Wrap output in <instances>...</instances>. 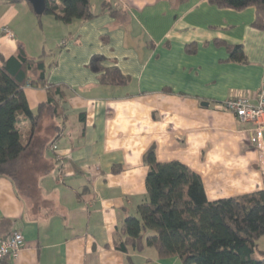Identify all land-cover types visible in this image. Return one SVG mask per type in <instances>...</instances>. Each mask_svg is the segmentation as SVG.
Wrapping results in <instances>:
<instances>
[{
	"label": "crops",
	"instance_id": "1",
	"mask_svg": "<svg viewBox=\"0 0 264 264\" xmlns=\"http://www.w3.org/2000/svg\"><path fill=\"white\" fill-rule=\"evenodd\" d=\"M89 3L93 18L83 23L47 16L50 39L27 3L0 0V56L45 53L47 81L63 94L61 115L40 120L18 183L0 176V240L13 232L24 239L18 257L0 264H180L148 247L116 250L115 231L147 200L149 150L158 163L179 162L199 175L208 201L264 189V134L260 152L248 142L250 125L221 108L235 98L254 103L264 89V31L252 28L253 8L207 0ZM32 20L41 34L35 42L19 34ZM215 40L241 45L246 62H228ZM96 56L128 83L100 85ZM24 94L32 112L47 101L40 87ZM29 129L22 120L23 139Z\"/></svg>",
	"mask_w": 264,
	"mask_h": 264
},
{
	"label": "trees",
	"instance_id": "2",
	"mask_svg": "<svg viewBox=\"0 0 264 264\" xmlns=\"http://www.w3.org/2000/svg\"><path fill=\"white\" fill-rule=\"evenodd\" d=\"M23 1L43 27L42 18L51 16L63 24L83 23L93 18L89 0H44L40 13L27 0ZM219 9L242 11L254 9L252 28L264 31V0H207ZM111 15L118 10H108ZM224 47L227 61L243 64L246 58L241 45ZM195 53L194 45L185 47ZM46 54L27 58L17 53L5 59L0 56V176L18 183V173L32 136L44 117L61 115V90L47 81L50 66ZM96 56L92 68L100 73L99 84L124 86L128 78L115 66L101 67ZM40 87L47 92V101L32 112L24 94L25 86ZM58 97V98H57ZM57 100V101H56ZM28 120L30 129L22 138L20 124ZM147 166L145 187L147 200L136 208L115 231L113 246L127 253L154 250L158 259L176 258L180 264H264L255 256L256 243L264 237V189L231 198L208 201L201 178L179 162L158 163L153 150L144 158Z\"/></svg>",
	"mask_w": 264,
	"mask_h": 264
},
{
	"label": "built area",
	"instance_id": "3",
	"mask_svg": "<svg viewBox=\"0 0 264 264\" xmlns=\"http://www.w3.org/2000/svg\"><path fill=\"white\" fill-rule=\"evenodd\" d=\"M8 38H12L8 29H3ZM25 87H30L27 84ZM222 109L229 112L234 118L243 124L250 125L248 129V142L261 152V141L264 134V89L259 91L254 103L247 98H235L225 101ZM56 150V147L53 146ZM24 239L21 233L13 232L9 236L0 240V260L4 258L16 259L23 249Z\"/></svg>",
	"mask_w": 264,
	"mask_h": 264
},
{
	"label": "rangeland",
	"instance_id": "4",
	"mask_svg": "<svg viewBox=\"0 0 264 264\" xmlns=\"http://www.w3.org/2000/svg\"><path fill=\"white\" fill-rule=\"evenodd\" d=\"M46 19H47V16H44L43 22H45ZM35 27L36 26L34 25L33 20H32V22L31 21H25V24L20 28L19 34L22 35L23 37H30V40L32 42H35L36 36L41 35L39 32H37L38 31L37 29L35 30ZM42 29H43V33L44 34L49 33L50 35H48V38L52 39V36H53L52 31L53 30L50 29L48 26H46L45 23L43 24ZM54 30H56L55 33H57V34L59 33V31L57 29H54ZM31 32L34 34L31 35ZM45 48L48 49L49 48L48 45H45ZM255 256L258 259H264V237L259 239L256 243Z\"/></svg>",
	"mask_w": 264,
	"mask_h": 264
},
{
	"label": "water",
	"instance_id": "5",
	"mask_svg": "<svg viewBox=\"0 0 264 264\" xmlns=\"http://www.w3.org/2000/svg\"><path fill=\"white\" fill-rule=\"evenodd\" d=\"M27 1H30V3L33 5L34 7V10L37 12V13H40L41 10H42V7H43V2L44 0H27ZM20 54L23 55L22 52H20ZM203 105L207 106L206 103H204Z\"/></svg>",
	"mask_w": 264,
	"mask_h": 264
}]
</instances>
